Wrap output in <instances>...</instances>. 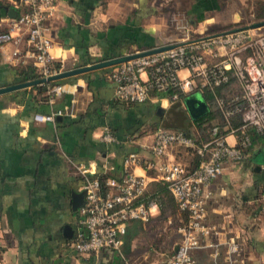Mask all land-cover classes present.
Segmentation results:
<instances>
[{"label": "crops", "instance_id": "0c3cea01", "mask_svg": "<svg viewBox=\"0 0 264 264\" xmlns=\"http://www.w3.org/2000/svg\"><path fill=\"white\" fill-rule=\"evenodd\" d=\"M175 3L177 0H57L53 16L47 20L52 66L57 72L66 71L189 40L190 32L195 38L212 35H202L207 26L198 25L213 17L211 11L221 9V0H186L180 10L187 17L185 26H176L170 14ZM23 10L16 0H0V30L8 29L11 16ZM13 49L18 50V57L11 56ZM32 61L25 34L17 44L0 46V87L31 81L22 79L29 67L39 75ZM178 75L187 73L181 70ZM54 82L62 85L58 94L47 93L48 83L0 94V264H133L128 258L133 249L132 225L145 222L128 223L119 253L106 249L77 253L72 249L78 214L72 210L71 193L80 192L83 181L74 165L89 166L94 176L118 178L125 154L136 153L140 160L154 158L147 146L158 127L187 129L199 138L184 99L193 95L204 100L199 92L186 95L179 103L156 95L144 102L115 100L106 68ZM44 84L38 91L36 87ZM55 109L62 114L53 122L32 120L35 113ZM104 127L115 137L114 142L99 139ZM248 132L251 145L243 159L226 161L221 173L205 187L203 224L208 234L193 250L194 264H264L263 137L252 128ZM225 139L235 143L228 132ZM195 157L191 146L173 145L163 160L180 162L189 169ZM130 169L149 182L156 180L153 169L141 165ZM231 241L237 250L228 255ZM140 253L146 257L145 252ZM167 255L150 264H162Z\"/></svg>", "mask_w": 264, "mask_h": 264}, {"label": "built area", "instance_id": "2783aa9c", "mask_svg": "<svg viewBox=\"0 0 264 264\" xmlns=\"http://www.w3.org/2000/svg\"><path fill=\"white\" fill-rule=\"evenodd\" d=\"M56 1L16 0L24 10L11 20L8 29L0 30V46L17 44L20 35H26V41L32 48V65L40 78L57 73L51 63L47 25L56 9ZM18 54L16 49L11 51L14 58ZM106 70L113 85V98L122 102H144L150 90L164 91L167 88L174 90L168 97L170 102H181L178 92L188 95L204 87L218 85L226 80L225 71L232 72L241 88L244 101L241 108L228 109L221 99L214 98L223 117L236 112L241 115V124L228 130L235 143L229 144L225 134L218 135L217 126L211 127L210 140L196 147V153L204 158L192 169H187L180 162L163 160L169 147L193 146V141L181 131L161 127L154 130L147 146L157 161L154 158L140 160L136 153H127L122 159L121 175L118 178L109 176L103 181L93 175L89 166L74 165L83 176L80 186L83 202L77 209V225L71 238L75 252L91 253L106 249L119 253L121 237L128 223L146 222L157 213L158 200L145 194L148 178L130 169L141 165L156 171V180L165 183L178 213L186 214V222L180 229L181 240L162 264H194L193 250L201 246L202 238L208 234L203 224L208 195L205 187L221 173L226 161L237 163L243 159L251 145L250 128L263 137L264 149V34L255 32V29L238 28L224 34L196 37L174 43L173 47L163 51L116 63ZM181 70L187 75L180 77L178 72ZM61 91L60 84L47 86L50 95ZM61 114L60 109L35 113L32 120L53 122ZM98 137L107 143L115 141L106 127ZM236 250V243H227L228 255Z\"/></svg>", "mask_w": 264, "mask_h": 264}, {"label": "rangeland", "instance_id": "374dc122", "mask_svg": "<svg viewBox=\"0 0 264 264\" xmlns=\"http://www.w3.org/2000/svg\"><path fill=\"white\" fill-rule=\"evenodd\" d=\"M185 1L186 0H177V3H175L171 9L169 8L171 16L176 21V26L186 25L185 20H187V17L184 16V14L180 11L182 5L185 4ZM221 1V9L216 12L211 11L210 14L213 17L210 20L204 19L205 21H200V24L205 23L207 26V30H205L204 34L202 35L232 30L258 21L259 19H255L253 17L255 14L260 13L257 3H264V0ZM190 18L193 19V17ZM209 21L211 22L209 23ZM200 24L198 27H203L204 24ZM255 32L264 34V26L255 29ZM175 34L179 33L177 32ZM195 36L196 34L193 32L189 33V39L195 38ZM157 215L149 218V220L143 224L132 225V233L134 236L132 238L133 249L131 255L128 256V258L132 260L133 264H150L151 262H159L162 260L164 255H167L174 245L179 240H181L180 229L183 227L186 221L182 219L177 211H168L164 215L165 217L161 215H158V217ZM140 250L146 253L145 258L141 256Z\"/></svg>", "mask_w": 264, "mask_h": 264}, {"label": "trees", "instance_id": "16d2710c", "mask_svg": "<svg viewBox=\"0 0 264 264\" xmlns=\"http://www.w3.org/2000/svg\"><path fill=\"white\" fill-rule=\"evenodd\" d=\"M257 4L259 6L260 13L255 14L253 17L255 19L263 20L264 3L258 2ZM28 71L29 73L22 77L23 80H27V79L33 80L34 78H38L39 75L34 73L32 68L29 67ZM224 73L226 76L225 81L219 83L218 85H214L211 88L204 87L201 89V91H197L201 94L206 104V107H207L205 113H203L201 116L193 120L194 126L196 127V130L198 131L199 138H196L187 129L178 130V131H181L185 136L191 138L193 141V146L191 147L194 149L195 155H196V157L194 158L195 164L193 165V167H195L197 163L204 158L196 153V147H199L202 145V143L210 140L211 127L217 126L218 135H224L228 132L229 128H237L241 124V115L239 112L232 113L225 118L223 117L221 111L219 110L218 106L216 105L214 101L215 97L221 99L224 106L228 109H234L236 107L241 108L244 106V101L242 99V91L239 85L237 86V83H236L237 80L235 79L231 71H225ZM54 84H55L54 81L48 83V85L50 86ZM234 84H236V87L234 86ZM44 86L45 84L43 85V87H36V88L38 89V91H42L44 89ZM173 91L174 90L170 88H167L164 91L150 90L149 94L151 96L156 95V96H161V97L163 96V97L168 98ZM232 94H234L235 96L231 98ZM178 96L182 98L183 100V98L186 95L178 92ZM178 103H176L175 105L173 104V106H177ZM193 167H190L189 169H192ZM106 177H109V176L106 174L98 175V178L101 181H103ZM145 194L148 195L149 197H156V199L158 200L159 202V209L157 211L158 215L164 216L166 212L168 211L169 212L177 211L175 202L170 192L166 188L165 183L159 180H154V181L149 182L147 185V190ZM178 214L182 217L183 220L186 221L185 213H178Z\"/></svg>", "mask_w": 264, "mask_h": 264}, {"label": "water", "instance_id": "95a60500", "mask_svg": "<svg viewBox=\"0 0 264 264\" xmlns=\"http://www.w3.org/2000/svg\"><path fill=\"white\" fill-rule=\"evenodd\" d=\"M11 17L14 18L15 15H12ZM263 26H264V19L252 22V23H250L246 26L240 27V28H242V29H256V28H260ZM236 29H238V28H236ZM233 30H235V29L221 31V32L216 33L214 35L228 33V32H231ZM173 46H174V44L161 45V46H158L155 48L140 51V52L133 53L130 55L115 57L112 59L93 63L91 65L78 67V68H74V69H70V70H66V71H60V72H57V73L50 75L46 78H37L35 80H31V81H27V82H23V83L13 84V85H9L6 87H0V94L7 92V91H10V90H13V89H16V88L24 87V86H29V85L38 84V83H48L50 81H56V80H59V79L64 78V77L76 75V74H79V73H82V72H85L88 70H92V69L106 68V67L114 65L116 63L129 60L131 58H135V57H139L142 55L163 51V50L169 49ZM184 103H185L186 109H187L188 113L190 114V116L192 117V119H195V118L201 116L203 113L206 112L207 107H206V104L204 103V101L200 100L199 98L194 97L193 95L185 97ZM71 198H72V206H71L72 210L76 211L77 208L80 205H82L83 193L81 191L80 192H72ZM64 231H65V234H66V232L68 233V227H65Z\"/></svg>", "mask_w": 264, "mask_h": 264}]
</instances>
